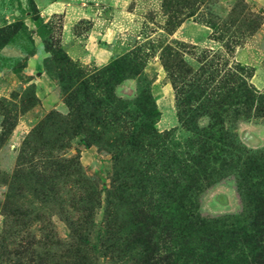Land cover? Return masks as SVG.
<instances>
[{
  "label": "rangeland",
  "instance_id": "1",
  "mask_svg": "<svg viewBox=\"0 0 264 264\" xmlns=\"http://www.w3.org/2000/svg\"><path fill=\"white\" fill-rule=\"evenodd\" d=\"M0 264H264V0H0Z\"/></svg>",
  "mask_w": 264,
  "mask_h": 264
},
{
  "label": "crops",
  "instance_id": "2",
  "mask_svg": "<svg viewBox=\"0 0 264 264\" xmlns=\"http://www.w3.org/2000/svg\"><path fill=\"white\" fill-rule=\"evenodd\" d=\"M52 7V10H54V9H56L57 10V8H61L62 6L60 5V6H51Z\"/></svg>",
  "mask_w": 264,
  "mask_h": 264
}]
</instances>
